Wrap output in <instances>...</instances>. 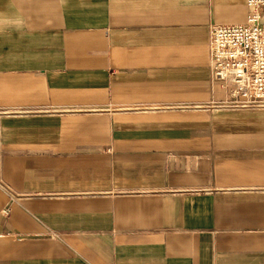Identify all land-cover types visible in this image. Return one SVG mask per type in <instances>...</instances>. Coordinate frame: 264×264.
I'll list each match as a JSON object with an SVG mask.
<instances>
[{"label": "crops", "instance_id": "1", "mask_svg": "<svg viewBox=\"0 0 264 264\" xmlns=\"http://www.w3.org/2000/svg\"><path fill=\"white\" fill-rule=\"evenodd\" d=\"M245 0H0V264H264V110L210 31Z\"/></svg>", "mask_w": 264, "mask_h": 264}, {"label": "built area", "instance_id": "2", "mask_svg": "<svg viewBox=\"0 0 264 264\" xmlns=\"http://www.w3.org/2000/svg\"><path fill=\"white\" fill-rule=\"evenodd\" d=\"M245 24L216 26L210 31L214 77L228 89L229 101L202 110H264V0H245ZM10 112L0 110V117Z\"/></svg>", "mask_w": 264, "mask_h": 264}]
</instances>
